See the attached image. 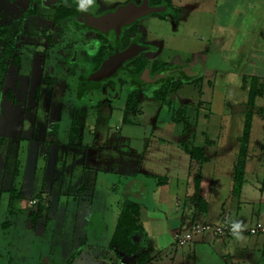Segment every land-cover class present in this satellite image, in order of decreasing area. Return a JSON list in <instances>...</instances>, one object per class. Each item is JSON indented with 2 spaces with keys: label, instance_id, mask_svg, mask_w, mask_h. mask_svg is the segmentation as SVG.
<instances>
[{
  "label": "rangeland",
  "instance_id": "rangeland-1",
  "mask_svg": "<svg viewBox=\"0 0 264 264\" xmlns=\"http://www.w3.org/2000/svg\"><path fill=\"white\" fill-rule=\"evenodd\" d=\"M57 1L65 3L68 0H7L1 7L0 31L8 40L19 35L26 45L20 49L19 66L9 65L7 74L8 88L15 101L10 103L5 97L0 99V102L3 100L0 104V138L6 139L4 149H0V185L5 192L0 196V264H137L135 257L117 258L110 249L118 207L126 199L138 203L141 188L145 194L144 185H151V181H140L139 174L130 178L139 168L145 169L150 164L144 159L139 166L141 158L129 156L127 151L141 150L140 139L148 141L153 130L154 136L168 139L170 143L151 140L147 154L167 156L176 165L181 164L179 160L184 158L182 152L185 151L176 149L175 137L176 133L181 135L182 126L173 121L175 115L188 118L192 125L185 136L188 145L204 147L206 137L219 138L215 130L220 129L228 133L230 139L241 136L249 99L238 77L243 75L246 67L245 58L242 52L239 60L233 61L231 48L226 49L230 44L239 46L243 42L245 45L239 48L245 49L257 40L250 39L246 30L242 32L244 26L239 32L230 22L236 0H168L170 8L165 16H146L137 24L143 42L151 46L146 56L160 65L173 67L201 60L202 70L196 79L185 80L176 74L179 87L170 94L174 83L166 84L168 98L165 103L154 98L152 90L141 89L137 112L125 113V91L117 100L105 105H75L72 90L65 91L69 71H65L63 64L67 62L69 52L64 51L65 46L72 44L82 33L69 31L68 22L63 21L60 28L64 31L57 36L54 34L52 39L62 53L57 55L52 49L45 55V62H40L39 58H43L48 47L39 52V58L36 54L44 44L38 35L46 30L45 26L48 28L46 36L52 34L53 11L49 9L47 14L45 6L55 5ZM125 2L128 0H95L89 10L99 13ZM30 9L35 16L28 15ZM257 88L263 90V95L257 96L249 109L256 113L252 120L253 138L262 140L258 147L264 148V82ZM37 90L40 92L38 98ZM81 110L85 111L83 116ZM75 112L79 114L75 120L80 123L84 151L63 145ZM124 134L128 135L125 139ZM220 144L224 146V143ZM220 144L217 142L218 146ZM92 146L95 151L91 150ZM117 149L123 152L119 153ZM92 159L96 160L97 168L91 167ZM105 164L109 168L102 167ZM83 167L84 176L81 175ZM96 175L97 182L93 187L91 181ZM80 177L90 184L83 185L85 190L80 192L81 198L76 200L79 204L75 207L72 195L78 193L76 185ZM153 187L156 189L157 186ZM10 188L15 189V194L22 195L21 201L15 203L20 210L24 205L29 207L31 199L42 198L43 213L36 226L25 213L17 214L18 209L7 217L5 209L10 194L6 191ZM6 217L10 226L7 223L2 227ZM153 233L149 232L147 241L145 238L139 240L143 246L153 247L149 252L151 258L170 243L162 235L157 244ZM189 244L167 250L161 261L175 255L173 264H221L214 254L216 247L197 246L192 252ZM257 259L255 256L250 264H258Z\"/></svg>",
  "mask_w": 264,
  "mask_h": 264
},
{
  "label": "crops",
  "instance_id": "crops-1",
  "mask_svg": "<svg viewBox=\"0 0 264 264\" xmlns=\"http://www.w3.org/2000/svg\"><path fill=\"white\" fill-rule=\"evenodd\" d=\"M261 12L262 14L257 17ZM231 18L230 22L234 24V28L237 31L241 32L244 26V31L242 32L245 33L246 30L250 39L257 40L255 43L250 42L248 46H245V49L241 47L242 50L239 46L245 45L244 42L239 46H235V44L232 46L230 44L229 48L226 49L229 50L231 48V53L233 54L232 60L236 62L239 60V55L243 52L242 55L245 58L243 62L246 67L243 70V75L238 76L240 82H242L244 76L255 77L258 78L259 81L264 82V0H236ZM235 49L237 51H234ZM238 52L239 54H237ZM222 53L225 55L224 50ZM14 67L17 66L14 65ZM8 71L9 68L2 78L1 88H3L4 91L7 90L11 95L10 98L5 97V99L10 103H14L15 100L12 101L13 95L11 89L8 88L7 84ZM241 85L242 83L240 86ZM15 86L17 87V82ZM39 93V90H37V98L39 97ZM1 97L3 98L4 96L1 95ZM2 103L3 100L0 104L2 105ZM253 116L254 115H252L250 122L242 184L237 192L233 191L234 172L240 149L241 136L230 139L228 133H224V131L220 129L218 131L215 130L219 138L217 137V139L214 140L212 137H206L203 147L206 161L201 167L197 196H195L193 181L194 173L190 171V158L186 152H182L181 135L180 133H176V130V149H179L184 155V158L179 160L181 162L179 165H176L174 161H170V157H155L147 154L151 140L154 141L158 139L157 141H162V143H170L168 139L165 141V139L154 136L153 130H151L152 132L150 133L148 141L145 138L140 139L142 142L141 150L140 148H132L130 151H127L126 154H129V156L141 158L142 162L140 161L139 166L142 165L144 159L150 164L149 166L147 164L148 167L145 169L139 168V171L132 174L130 177L136 178L139 174L142 177L140 181H151V185H144L146 188L145 194L143 193V188L139 191L142 195L138 202L140 208L139 224L143 229L142 234L139 236V240L145 238L147 241L150 237L149 232H151V234L155 232L152 237H157V244L159 243L158 240H162V235L166 237V239H169L168 241L170 242V247L168 246L166 249H162L157 256L153 258L150 257L145 264H173L175 255L168 256L166 261H161V257L167 255V250L174 248V239L176 235L185 232L191 225L218 224L222 218H225L229 223L235 220L241 221L245 225L243 239L237 240L234 236L229 238H216L211 234H201L195 236L194 240L192 239L193 241L188 245L189 251H192V248L194 249L197 246L201 248L213 246V248L216 247L214 254L218 256L217 259L219 258L218 260L221 264H250L255 256L258 257V264H264V233L251 235L248 232L257 224L264 226V148L262 146L258 147V145H260L259 142H262V140L257 141L253 138ZM78 130V136H80V123L78 124ZM165 133L168 134V132ZM203 134L204 132L201 133L202 136H204ZM208 134V131H206L205 135L207 136ZM127 136V134H124L123 139L127 138ZM79 138L78 142L71 143L69 128L67 141L63 143V145L66 148L84 151L85 147L81 137ZM217 142L218 144L224 143V146H221V144L218 146ZM4 146L0 149H4ZM90 148L95 151L94 146ZM117 152L120 153L123 151L117 149ZM166 158L169 159L167 160ZM92 160L93 163L91 167L94 166L93 168H97L96 160ZM84 167L82 173L80 172L83 176L85 173ZM102 167L109 168V165L105 164ZM102 174L107 175L105 172ZM96 178L97 175L91 181L93 187L96 185ZM152 182L157 186L156 189L153 187L154 185H152ZM157 182H160V184L156 185ZM219 182H222V184H219ZM86 183H89L88 180L84 181V177H80L76 185V187H78V193L72 195L74 196L72 199L75 207H78L79 203H77L76 200L81 198L80 192H84L85 189L83 185L85 186ZM141 187H143V184ZM3 193L5 192L1 184L0 196L3 195ZM93 194L94 191L90 195L92 200L90 201V205H92L93 202ZM141 198L143 199L141 200ZM65 205L68 206L69 204L65 203ZM122 205L123 202L120 207H118V215ZM6 210L7 205L5 212ZM153 225H156V228ZM138 242L140 247H142L143 245L140 241ZM142 248L141 252H147L148 254L153 250V247L149 249L146 245ZM192 256H195V254L193 253ZM180 259L181 257L179 260Z\"/></svg>",
  "mask_w": 264,
  "mask_h": 264
},
{
  "label": "flooded vegetation",
  "instance_id": "flooded-vegetation-1",
  "mask_svg": "<svg viewBox=\"0 0 264 264\" xmlns=\"http://www.w3.org/2000/svg\"><path fill=\"white\" fill-rule=\"evenodd\" d=\"M6 1L7 0H0V12H1V7L2 6L4 7V4ZM142 1L143 0H128V2H134L137 5H139ZM128 2H125L123 4H126ZM58 3L59 2L57 1L55 5H52L53 7L45 6V8L47 9V14H48L49 9H52L53 11L52 27L50 28V31L52 32V34L50 36H46V31L48 28L47 26H45L46 30H44L43 33H40L38 35V38L40 40L43 39V43H44L42 45V49L38 50L36 53L38 55V58H39V52L44 51L48 47V50L43 52L44 54L43 58H39V60H41L40 62H43L44 60L47 59L45 55L47 56L48 55L47 53L50 52L52 49L57 51V55L58 54L60 55L62 53L61 48L58 49L57 48L58 46H54L53 41H52L54 34L57 36L64 31L62 30V28H60L61 23L59 25H55V22H54L56 6L58 5ZM78 3H79V0L75 4L78 5ZM148 4L150 6L161 5V4L153 3L151 0H148ZM116 7L117 6H114L106 11L103 10L99 13H96L91 10H88L87 12H81L79 8H77V13L74 16L64 20L68 22V26L70 29L69 31H73V32L75 31V33L76 31H79L80 33H82L81 35L76 36V39L72 44H67L65 46V51H64V52H69L68 60L67 62H65V64H63L65 66V71L66 70L69 71L67 74L68 76L66 77V80H65L66 81L65 91L67 93L68 90H72L73 96H74L73 101L75 105L78 103L85 104L87 106L105 105V104H108L112 100H117L121 92L123 91L126 92V100H127L128 95L130 93L137 92L138 96H140L141 89L142 91H144L143 89L147 91H150V90L156 91L163 84V82L165 83L166 82L167 83L178 82L179 80L175 81L176 74L180 75V77H182L185 80H187V78L196 79L197 75L202 70L203 64L201 60H197L196 62H193V63H187V64H183L180 66H174V67L164 66L161 69H158L156 67L157 70L155 67H153V64L157 62L152 61V59L146 56L147 52L151 49V46L148 43L143 42V34L141 31L137 30V24L142 19L141 18L135 21L134 23H132L131 25L122 28L118 50L119 52H122L128 46H130L133 42H135L140 47V49H145V50L141 51L133 59H130L124 62L122 64L123 68L118 69L116 73L110 76L109 78L100 80L98 82H95L94 80H88L89 76L95 73L100 68L103 61L106 60L109 55L114 54L115 49L117 48V45L115 42V33L113 30L106 29V33H104V32H100L92 28L83 26L84 16L93 15L97 17L107 11L114 10ZM167 9L168 8L166 7L164 13L158 14V15L155 14V16H165V14H167L169 11V9L168 10ZM31 11H32L31 9L28 11V15L35 16L36 15L35 12L34 11L31 12ZM45 21L47 20L45 19ZM24 37L29 38V36L27 35H25ZM20 38L21 37L17 35L13 40H8L4 36L3 32L0 31V56L2 55L3 43L4 42L12 43L14 46L12 55L16 56L19 60L17 64H14L10 59L5 60V63H6L5 71L0 74V97L1 95H3L4 97L10 98L11 96L7 90L4 91L3 88H1L2 80H3L2 78L6 74L7 69L9 68V65L12 64V65L18 66L20 64V57L22 54L20 53V49L24 45H26V43L22 42ZM44 38L46 40V43L44 42ZM26 40L27 39H25V41ZM47 44H50V46H47ZM33 59H36L35 56L33 57ZM141 60L144 61V66L140 69V71H138V66ZM56 61H58V59H56ZM147 64L149 65L147 76L142 77V73ZM157 75L164 76V78L160 79L157 83H152L151 80H153ZM44 83H46V80H44ZM80 109H82V107H80ZM5 144H6V139H4L3 137L0 138V148L4 146ZM11 189L12 188H10V190ZM10 190H8L7 192L9 193ZM9 197L10 196L8 195L7 210H6L7 217H9L10 215H13L14 212L18 209L15 206V203L16 202L19 203L21 201L22 195L20 193V198L14 201L13 209L11 213L9 212L10 211L9 210ZM41 201H42L41 197H37L36 199H31L28 203L29 207L28 206L26 207L24 205L22 207V210L20 209L17 210L18 211L17 214L25 213L26 216L30 217L32 220V217L30 216V214L36 212L39 205L43 207V203H41ZM32 202H34V204H32ZM40 216L41 215H39V217ZM7 217H6V220L2 223L1 225L2 227L5 226L7 223L9 224L8 227L10 226L11 222L7 220ZM38 221H39V218L37 219L36 224H34L35 226L38 224ZM4 264H7V263H4Z\"/></svg>",
  "mask_w": 264,
  "mask_h": 264
},
{
  "label": "trees",
  "instance_id": "trees-1",
  "mask_svg": "<svg viewBox=\"0 0 264 264\" xmlns=\"http://www.w3.org/2000/svg\"><path fill=\"white\" fill-rule=\"evenodd\" d=\"M153 3L165 5L168 9L169 1L168 0H151ZM78 5L68 0L65 3L59 2L56 6V12L54 17L55 25H59L64 20L74 16L77 13ZM14 50V46L12 43H3L2 47V55L0 56V74L5 71L6 59H10L14 64L18 63V58L12 55ZM144 66V61L141 60L138 71ZM166 65H160L159 63H154L153 67H157L158 69L163 68ZM154 68V69H155ZM156 68V70H157ZM261 81L255 77H246L242 78V88H245L248 92L249 99L247 102V111L245 113V122L243 126L242 135L240 138V149L237 158V163L235 165L234 172V187L233 191L237 192L242 184V177L245 168L246 162V153H247V145L249 140V129L250 122L253 112L249 109L252 107V103L257 96L263 95V90H259L257 87ZM158 88V90L152 92V96L162 102H166L165 100L168 98V91L165 89L167 82ZM179 87V82L174 83L172 85L171 93ZM138 94L137 92L130 93L126 100V108L125 113L134 112L137 109L138 102ZM84 110V109H83ZM85 111L81 110L80 115L83 116ZM78 112L73 113V119L70 125V139L71 143L78 142V120H75L76 116H78ZM173 121L180 122L182 126L181 131V145L183 150L189 155L190 158V171L194 173V188H195V196L198 194V187L200 183V171L203 163L206 161L204 148L194 145H188L187 140H185L186 134L189 133L192 125L189 122V119L183 117L182 115H175ZM77 138V139H76ZM163 181V180H162ZM161 181V182H162ZM160 182H157L156 185H159ZM9 212L11 213L13 209V203L15 200L20 198V193L15 194V189H11L9 192ZM139 204L135 201L126 199L123 202L122 208L118 215L116 225L110 240V249L114 252V254L119 256H127V257H135L137 264H145L150 259L149 254L147 252H141V247L139 245V236L142 234L143 229L139 224ZM43 212V207L39 205L36 212L31 213L33 224H36L39 215Z\"/></svg>",
  "mask_w": 264,
  "mask_h": 264
},
{
  "label": "water",
  "instance_id": "water-1",
  "mask_svg": "<svg viewBox=\"0 0 264 264\" xmlns=\"http://www.w3.org/2000/svg\"><path fill=\"white\" fill-rule=\"evenodd\" d=\"M165 5L159 6H150L148 0H143L139 5L134 2H128L117 6L112 11H107L100 16L85 15L84 24L88 28L106 33V29L113 30L115 33V42L117 48L115 49L114 54L109 55L106 60L103 61L100 68L89 76L88 80H94L98 82L112 76L116 73L118 69H122V64L130 59H133L141 51L145 49H140V47L133 42L122 52H119L118 45L121 35V30L123 27H127L134 23L135 21L144 18L149 15L162 14L165 12ZM149 70V65L147 64L143 73V76H147ZM160 74V73H159ZM164 76L157 75L152 83H157L160 79H163Z\"/></svg>",
  "mask_w": 264,
  "mask_h": 264
},
{
  "label": "built area",
  "instance_id": "built-area-1",
  "mask_svg": "<svg viewBox=\"0 0 264 264\" xmlns=\"http://www.w3.org/2000/svg\"><path fill=\"white\" fill-rule=\"evenodd\" d=\"M32 204H34V202H32ZM248 232L251 235L264 233V226L257 224ZM206 233L216 238H229L233 236L230 231V223L225 218H222L218 224H195L189 226L185 232L175 236L174 248H181L191 242L195 236Z\"/></svg>",
  "mask_w": 264,
  "mask_h": 264
},
{
  "label": "clouds",
  "instance_id": "clouds-1",
  "mask_svg": "<svg viewBox=\"0 0 264 264\" xmlns=\"http://www.w3.org/2000/svg\"><path fill=\"white\" fill-rule=\"evenodd\" d=\"M94 3L95 0H79L78 8L81 12H87L90 7L94 5ZM244 229L245 225L239 220H235L230 223V231L237 240L243 239Z\"/></svg>",
  "mask_w": 264,
  "mask_h": 264
}]
</instances>
